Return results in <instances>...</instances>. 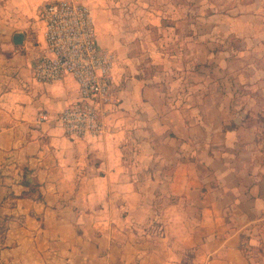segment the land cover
<instances>
[{
    "label": "crops",
    "instance_id": "0c3cea01",
    "mask_svg": "<svg viewBox=\"0 0 264 264\" xmlns=\"http://www.w3.org/2000/svg\"><path fill=\"white\" fill-rule=\"evenodd\" d=\"M50 1L0 0V264H264V113L246 118L256 108L242 95L229 103L233 92L221 86L183 114L168 112L170 135L150 130L155 170H143V186L126 143L144 144L142 118L160 114L164 92L114 66L115 85L125 82L102 132L68 137L54 118L78 100L74 79L32 76L45 46L40 10ZM106 16L100 11L101 40L123 44ZM26 183L42 199L22 196Z\"/></svg>",
    "mask_w": 264,
    "mask_h": 264
},
{
    "label": "rangeland",
    "instance_id": "374dc122",
    "mask_svg": "<svg viewBox=\"0 0 264 264\" xmlns=\"http://www.w3.org/2000/svg\"><path fill=\"white\" fill-rule=\"evenodd\" d=\"M83 1L93 15L98 45L113 57L112 94L125 82L118 79L115 85L114 66L118 76L137 74L145 84L164 92L160 114L149 111L142 118L148 126L142 133L144 144L130 138L126 143L127 164L138 171L143 186L150 187V176L143 170H155L148 159L151 152L147 153L149 138L154 136L150 130L156 127L160 139L168 137L174 121L168 112L179 109L172 113L183 114V105L188 110L197 107L203 98L209 100L206 90L221 86L233 92L229 103L244 96L256 108L246 111V118L255 120L254 115L264 113L260 109L264 105V0H107L104 8ZM100 11L107 12L105 24L117 27L108 33L119 36L123 44L103 43L101 37L107 32ZM193 113L197 111L190 110ZM155 165L170 170L161 161Z\"/></svg>",
    "mask_w": 264,
    "mask_h": 264
},
{
    "label": "built area",
    "instance_id": "2783aa9c",
    "mask_svg": "<svg viewBox=\"0 0 264 264\" xmlns=\"http://www.w3.org/2000/svg\"><path fill=\"white\" fill-rule=\"evenodd\" d=\"M45 46L32 76L37 82L60 81L70 75L78 88V100L55 116L70 138L99 135L102 115L113 103V57L97 43L93 15L83 0L46 2L40 10ZM39 112V120H48Z\"/></svg>",
    "mask_w": 264,
    "mask_h": 264
},
{
    "label": "trees",
    "instance_id": "16d2710c",
    "mask_svg": "<svg viewBox=\"0 0 264 264\" xmlns=\"http://www.w3.org/2000/svg\"><path fill=\"white\" fill-rule=\"evenodd\" d=\"M26 185L29 187V191L24 192L22 196L33 197L34 199H38V200L42 199V195L41 192L39 191V186L37 184L26 183Z\"/></svg>",
    "mask_w": 264,
    "mask_h": 264
}]
</instances>
